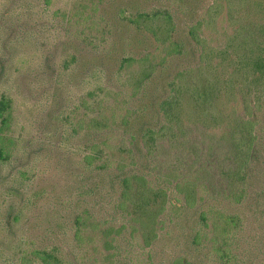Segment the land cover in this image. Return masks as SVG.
Here are the masks:
<instances>
[{"label":"rangeland","instance_id":"rangeland-1","mask_svg":"<svg viewBox=\"0 0 264 264\" xmlns=\"http://www.w3.org/2000/svg\"><path fill=\"white\" fill-rule=\"evenodd\" d=\"M74 2L53 0L46 6L41 0H0V41L5 35L0 43V95L10 94L14 100L12 134L17 141L11 160L0 165V264H16L24 247L28 251L35 247L54 249L67 264H105L97 238L93 244L76 243L78 213L88 212L96 222H123L131 229L130 222L115 211L117 185L106 179L111 169L99 171L85 163L89 135L76 124L100 111L109 115L111 102L124 106L123 93L137 65L120 66L117 55L154 47L151 38L137 34L135 25L123 19L121 5L128 9L127 14L153 11L174 17V37L184 52L171 59L156 78L160 100L171 93L169 83L179 68L199 62L188 34L190 25L203 22L199 32L210 45L208 58L215 63L221 49L241 40L235 36L237 29L244 27L245 34L252 28L261 39L258 27L264 23V0H106L105 8L93 13V20L65 27L62 13ZM208 5L212 7L207 13ZM105 51L110 58L94 59L96 53ZM261 52L264 54L263 45ZM208 70L205 76L216 77ZM219 72L226 94L215 105L230 112L239 102L236 110L244 113L247 104L260 100L259 116L264 129V75L254 81L251 72L233 74L232 67ZM183 98L186 100V77ZM213 110L217 113L216 108ZM149 111L150 116L144 119L161 127L164 120L161 121L158 104ZM189 126L184 117L173 127L167 126L158 137L156 141L163 145L159 144L154 156L156 172L199 175L197 181L206 200L193 210H182L173 220L170 211L162 214L164 228L150 249L143 247L140 233L130 237L126 229L119 240L120 264H149L148 251L152 264H168L174 255L190 257V236L198 226L199 210L208 205L217 203V207L242 214V208L210 196L228 186L226 172L235 166L236 157H241V153L232 151V127L222 137L221 128ZM123 130L117 127L109 139L113 146L109 151L116 158L114 165L117 161H131L123 147L114 146L120 142ZM262 136L264 142V130ZM136 152L138 163H146L142 152ZM130 168L136 165H128ZM100 179L105 182L97 187ZM244 212L251 214L248 208ZM243 223V234L259 232L246 220ZM205 251L199 252L202 259Z\"/></svg>","mask_w":264,"mask_h":264},{"label":"trees","instance_id":"trees-1","mask_svg":"<svg viewBox=\"0 0 264 264\" xmlns=\"http://www.w3.org/2000/svg\"><path fill=\"white\" fill-rule=\"evenodd\" d=\"M41 1L47 6L53 0ZM105 2L106 0H75L73 5L62 13L61 22L65 27H69L71 24L93 20V13L104 9ZM211 7L212 5H208L207 13ZM119 11L124 20L135 25L137 34L154 41V47L143 49L139 53L117 55L120 66L137 65V70L129 82L130 86H127L123 93L124 106H114V102H111L112 110L109 115L100 111L88 119H79L76 124L87 130L89 135L88 151L83 158L85 163L99 171L111 169L106 179L117 185L118 195L114 201V208L119 215L130 222L131 229L129 230L123 222L120 225H115L109 220L96 222L88 212L78 213L75 218L76 243L93 244L97 238V242H101L98 249L105 264H120L122 251L119 240L126 229L130 237L133 233H140L143 247L150 249L158 240L160 230L164 228L165 220L160 217L162 214L170 211L173 220V217L177 218L182 213V210H193L198 205H202L206 199L200 189L201 183L197 181L199 175L190 176L187 173L162 175L156 172L158 166L154 156L160 144L156 140L162 136L167 126L173 127L186 117L188 127L189 124H197L207 128H221L224 133L222 137H226L225 134L228 133L230 126L232 127V151L236 154L241 153V157H236L235 166L230 167L226 172L228 186L215 191L216 195L210 194V196L216 200L220 198L229 201L237 208H242V214L217 207L219 206L217 203L201 208L198 226L190 236L192 254L190 257L174 255L168 264H264L262 136L264 129L263 121L261 124L259 116L262 105L260 100L253 104L249 103L244 113L236 110V104L239 105V102H235L230 112L215 105V102L226 94L222 78L219 77L220 69L232 67L233 74L251 72L254 81L264 75V54L261 52V47L264 46V23L258 27L261 39L252 28L245 34L244 27L237 29L235 36L241 40L236 45H226L221 49L217 53L215 63L211 61L213 58H208L211 54L210 45L199 32L203 22L198 21L190 25L188 34L192 47L198 51L199 62L196 65L187 64L186 67L179 68L169 83L172 87L171 93L160 100L157 97L161 89L155 84V80L168 67L171 59L184 52L183 45L174 37V17L171 13L162 14L153 11L127 14L128 9L123 5L120 6ZM54 12L57 14V11ZM117 30L116 27L114 41L118 37ZM4 39L5 35H1V44ZM108 55L110 54H106V51L96 53L94 59L106 60L110 58ZM205 69H209L208 72L211 74L215 73L216 77L205 76ZM193 73L197 74L193 75ZM185 77L186 100L183 98ZM191 79L192 83H190ZM156 103L161 121L164 120L161 127H155L151 120L144 119L150 116L151 107L156 109ZM211 107L216 108L217 113H214V110L212 112ZM119 108L123 112L118 113ZM140 118L142 122L137 121ZM14 121V100L10 94L2 93L0 95V165L11 160L14 155L17 145L16 137L12 134ZM117 127H123L124 130L120 135V142L114 146L123 147V152L128 153L131 161L129 163L117 161L114 165L116 158L109 151V148L113 147L109 139ZM133 127L135 129L132 131ZM137 149L142 152L141 157L146 163H138ZM130 164L136 165V168L127 169ZM192 172L199 173V171ZM104 182L105 179H100L97 187ZM258 185L262 186L259 188ZM247 208L251 214L244 212ZM244 220L256 227L259 232L243 234ZM129 244L131 245L132 242ZM205 249L207 251L202 259V254L199 252ZM147 255L149 264H152L150 251ZM16 264L67 263L54 249L35 247L28 251L24 247L17 257Z\"/></svg>","mask_w":264,"mask_h":264}]
</instances>
